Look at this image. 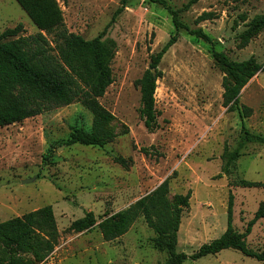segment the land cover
<instances>
[{
    "label": "rangeland",
    "instance_id": "rangeland-1",
    "mask_svg": "<svg viewBox=\"0 0 264 264\" xmlns=\"http://www.w3.org/2000/svg\"><path fill=\"white\" fill-rule=\"evenodd\" d=\"M189 1L168 0L180 11L183 23L202 28L230 59L254 58L264 67V29L246 44L240 39L248 22L264 14V0H197L188 5ZM119 5L120 0L60 1L59 29L92 39ZM203 12L212 17L195 24ZM17 24L23 26L24 35L38 32L15 0H0V32ZM173 31L169 14L148 0H130L107 28L106 37L116 43L110 64L113 82L98 103L110 116L111 143L67 145L72 129H91L92 113L79 102L0 128V222L52 208L59 238L41 264H166V254L154 247L155 234L142 217L109 242L97 227L82 232L68 228L86 212L93 213L96 224L115 215L167 177L169 200L191 191L177 233L178 252L192 254L224 232L229 193L238 233L244 232L264 203L263 187L241 184L264 183V144L244 142L241 129L243 124L249 133L264 138V72H258L240 92V103L252 109L242 122L237 111L222 105L223 73L209 46L181 31L158 67L162 73L155 90L159 127L154 132L144 127L134 83ZM54 35L47 38L52 40ZM236 149L239 157L226 164L222 155ZM117 156L130 158L131 166L115 163ZM245 241L252 250H264V218L255 222ZM182 264L264 262L227 249Z\"/></svg>",
    "mask_w": 264,
    "mask_h": 264
},
{
    "label": "trees",
    "instance_id": "trees-1",
    "mask_svg": "<svg viewBox=\"0 0 264 264\" xmlns=\"http://www.w3.org/2000/svg\"><path fill=\"white\" fill-rule=\"evenodd\" d=\"M38 32L24 35L23 26L17 24L0 32V128L19 123L57 108L79 102L92 113L89 132L82 128L72 129L67 145L103 147L111 143L114 135L107 129L109 113L98 103L108 86L113 82L110 64L115 55L116 43L106 37L109 25L126 8L130 0H120V5L111 21L94 38L86 40L80 35L60 30L63 17L60 1L67 0H15ZM197 0H190L188 5ZM163 8L170 16L174 28L161 49L153 56L148 68L135 86L140 93L139 115L149 132L158 129V111L155 102L157 79L162 76L159 64L164 54L178 40L181 31L209 46L215 65L223 73L222 105L237 111L243 122L252 115V109L240 103L242 88L258 73L264 72L262 64L254 58L243 61L230 59L217 48V42L202 28H191L180 20V11L168 0H148ZM211 13L203 12L195 24L208 20ZM244 18V16H243ZM264 29V14L254 16L240 34L243 43ZM54 33L49 40L47 35ZM243 141L264 144V138L251 134L242 124ZM145 155L148 151L141 150ZM238 149L224 153L226 164L236 161ZM114 162L128 168L132 160L117 156ZM216 177H221L217 175ZM170 177L147 195L126 209L96 224L92 212L73 221L68 230L82 232L97 227L104 241H113L123 236L142 217L152 229L154 247L167 256L166 264H182L186 260L196 261L208 255H216L231 249L241 255L264 262V250L255 251L247 246L246 237L255 222L264 218V203L261 202L254 217L247 223L243 233L233 228V196L228 194L226 228L217 238L201 245L192 254L177 251V233L181 215L189 206L191 191L167 197ZM244 187H263L264 183L241 181ZM59 232L52 208H39L20 217L0 222V264H41L52 253L58 243Z\"/></svg>",
    "mask_w": 264,
    "mask_h": 264
},
{
    "label": "water",
    "instance_id": "water-1",
    "mask_svg": "<svg viewBox=\"0 0 264 264\" xmlns=\"http://www.w3.org/2000/svg\"><path fill=\"white\" fill-rule=\"evenodd\" d=\"M24 182H30V181H24Z\"/></svg>",
    "mask_w": 264,
    "mask_h": 264
}]
</instances>
